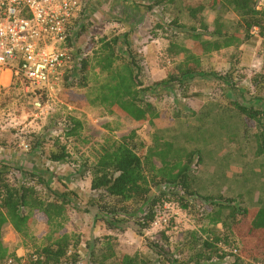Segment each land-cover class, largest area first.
I'll return each instance as SVG.
<instances>
[{"label":"trees","instance_id":"1","mask_svg":"<svg viewBox=\"0 0 264 264\" xmlns=\"http://www.w3.org/2000/svg\"><path fill=\"white\" fill-rule=\"evenodd\" d=\"M148 10L159 8L164 11L174 10L175 14L183 15L189 20L188 23H178L173 16L168 24L187 33L195 46L204 53L218 50L232 45L233 41H239V35L247 38L252 29H257L263 39L264 47V8L258 7V0H147ZM225 6L238 19L227 21L219 17L215 20L213 28H209L203 16L207 8L214 9L216 6ZM238 35V37L236 36ZM224 35V38H221ZM91 56L87 55L81 62L80 77L70 84L86 86L88 78L92 74L97 84L94 88V98H88L89 102L96 103L109 110L111 113H119L128 116L136 122L151 120L157 115V104L143 98V94L153 88L141 87L142 83L138 76H143L144 66L138 54L128 51L129 58L124 61L117 47L120 46L119 37H103L96 41ZM138 57V60L136 58ZM192 59L189 66L185 65L182 71L175 75H169L166 80L154 82L158 84L182 82V76L200 71L198 58L192 53L188 56ZM65 79H68L66 73ZM255 89L260 93L264 86V74L256 73L252 77ZM172 86V85H171ZM237 108L256 122L257 147L255 153H264V111L253 105H237ZM81 122L71 117L70 128L67 135H75ZM39 138V137H38ZM164 148H172L170 142L160 144ZM146 144L145 152L139 151V146L134 141V133L123 136L116 141L107 136L96 151L95 160L91 167L90 188L98 193L100 202L99 209L105 215V222L109 227L126 221L132 217L139 234L151 229L153 222L158 216V205L165 200L177 201L181 210L186 211L192 206L191 197L196 195L194 178L191 174L192 166H197L201 161L199 149L183 152V150H170L167 159L161 161L157 167L154 158H160L162 150ZM38 148V143L31 146L30 153ZM172 152V154H171ZM197 155V156H196ZM48 157L52 161L68 162L69 156L66 147L57 145L51 150ZM196 157V160H195ZM18 167V166H17ZM23 170V168L19 169ZM11 167L9 164L0 162V264H78L80 254L78 242L74 234H60L61 223L58 221L65 206L70 201L68 192L53 191L44 193L39 190L37 184L43 183L40 176L32 172H26L28 178L17 180L10 177ZM84 174V172H83ZM180 186L184 195H178L174 188L161 189L162 185ZM161 185V186H160ZM164 185V186H165ZM159 188L158 193L153 188ZM218 199V202L215 200ZM107 200V201H106ZM99 201L94 199L92 203ZM207 206H217L214 223H220L231 234L236 235L241 243V251L244 255L264 263V206L251 209H238L233 198H211ZM91 203V204H92ZM219 203V204H218ZM223 209L229 210L230 222L220 221ZM33 220L45 223L48 228L55 231L53 238L45 243L34 246L32 252L27 253L26 258L18 257L17 254L3 243L2 234L4 227L9 224L21 237L29 236V225ZM57 232V234H56ZM226 235H214L205 238L199 252L190 257L191 264H201L210 261L214 257L223 259L227 254L218 247L219 242L227 244ZM110 237L105 236V242L98 249L101 253L96 256L94 244L90 245V254L93 260L90 264H177L178 260L172 258L170 253V241L165 231L161 230L157 239L145 236V245L149 252L143 255L118 254L111 249ZM215 255V256H214ZM214 256V257H213ZM234 260V264L237 263ZM179 264V263H178ZM239 264V263H238Z\"/></svg>","mask_w":264,"mask_h":264},{"label":"rangeland","instance_id":"2","mask_svg":"<svg viewBox=\"0 0 264 264\" xmlns=\"http://www.w3.org/2000/svg\"><path fill=\"white\" fill-rule=\"evenodd\" d=\"M186 1L197 2V0ZM258 5L260 8H264V0H258ZM164 12L161 10L156 16L153 14L149 16V20H151L149 24H156L155 27L161 30L159 32L160 38L163 39L160 41L161 49L165 47L168 41L175 42V37H180L178 36L179 31L174 26H169L171 24H168L171 18L175 16V11L170 10L168 12L166 9ZM203 16L205 22L211 24L218 17H222L224 20H233L235 18V15L231 11H227L226 7L222 5H218L214 9L207 8L203 11ZM188 22L189 20L186 18L185 23ZM84 24H87V22ZM89 24L92 23L88 22V26L85 27V33H81L76 37V48L82 54L83 59L87 55H92L93 47H96L95 43L97 40L108 37L106 32L101 29L102 26L107 25L105 22L93 24L92 27ZM116 28L114 27V29ZM185 35L188 38L190 37L188 34ZM185 35L183 39H185ZM149 40L151 41V39ZM142 42H144L142 46L147 43L145 41ZM133 43L135 42L133 41ZM133 43L122 44L120 42L121 47H117V52L124 58V61L129 58L128 51L131 50L132 54H136V47L140 44L136 46ZM190 44L192 45V43ZM142 46H139L141 51L137 53L141 62L143 61L147 65ZM158 57L161 60L160 62H163L166 67L171 66L167 64L168 57L165 54ZM136 58L138 60L137 55ZM172 70L173 66L167 70V73ZM261 73L264 74V70ZM146 74L147 71L146 73L144 72L143 76H138L137 78L142 82L140 83L141 87L146 82L147 78L144 79ZM173 74L171 73V75ZM65 76L53 86L50 90V97L43 100L40 108L34 106L33 94L25 91L13 77L19 85H16V89L6 96L0 94V106H3L11 113V119L6 121L7 126L5 128L9 139L11 138L10 140L15 145L21 139L23 141L22 144L27 146L24 148L22 145L20 155L23 157L22 159L29 157L27 155L30 153L29 149L36 143L40 147L38 150H41L43 159H46L45 157H48L50 151L55 149L57 145L66 147L69 161L61 163L58 171L56 169L52 171L49 166L45 165L47 162L43 161L48 173H43L44 177L34 175L40 176L44 180L43 183L36 186L42 192L62 191L68 192L71 196L58 221L61 223L60 234L70 233L76 236L75 239H77L78 252L80 254L78 264H90L93 260L90 254V245L94 244L96 256L101 254L98 249L105 242L103 240L105 236L111 238L110 247L118 254H146L149 249L145 245L144 237L157 239L161 230L168 235L170 253L172 258L178 260L179 264H191L190 257L201 250L205 238L214 235L218 236L219 234L221 236L224 234L228 237V242H226L228 245H234L238 248V255L231 256L227 261L221 263H218L219 259L214 257V255V259L201 264H234L235 259L238 260L236 264H264L244 255L241 251L242 246L239 238L226 230L221 225V222L214 223L213 218H215L218 207H208L206 201L212 197L222 196L223 198H233L235 206L240 210L264 206V166H252L250 172L243 176L239 174L238 165H212L210 166L211 168L219 171L214 178L208 179L205 170L208 171L209 166L202 163L197 166L194 165L192 166L194 171L191 174L194 178L193 188L196 195L190 198L192 206L186 211L181 210L178 204V206H175V201L164 199L162 205H158L157 208V218H161L160 224L152 226L151 229H145L143 235L138 233L132 217H127L125 222L109 227L105 222L106 215L99 209L100 202H103V200L97 198L98 193L90 188L91 167L95 160L96 151L100 144L103 143L105 137L109 136L118 141L121 137L134 133V141L138 144L139 151L142 153L145 152L146 144L150 146L156 145L155 148L162 150L160 158H154L156 166L160 167L161 161L168 158L171 149L183 150V152L199 149L201 150L203 162L205 155H207L205 154L204 146L206 147L210 143L208 140L210 134L196 133L193 127L185 126V124H175L173 125L174 127H171L174 121L172 118L173 99L164 101L165 109L159 111L151 120L136 122L128 116L111 113L103 106L89 102L88 98H94V88L97 86L95 83L96 77L92 74L89 76L86 86H81L80 84L71 85L65 79ZM149 86L153 89L152 91H146L143 94V98L154 101L158 94L155 89L156 86L154 87V83ZM230 91L235 93L233 90ZM242 92L246 95L249 93L245 89ZM172 93L174 92L172 91ZM260 94L264 96V90ZM71 117L78 119L81 125L75 135L69 136L66 132L70 128ZM254 129L253 127L252 130ZM249 135L252 144L255 138H253L252 133H249ZM205 136H207V139ZM220 139L222 137H217L216 141H220ZM164 141L170 142L172 148L161 146L160 144H163ZM221 142L225 143L226 147L235 145V140L232 142L222 140ZM9 166L11 167V179L24 180L28 178L26 172H30L27 169L31 165L26 163V161L22 171L19 170L22 167H17L14 164H9ZM58 172L59 174H57ZM164 185H160L161 189ZM215 189L219 192L213 193ZM159 190L158 187L153 188L154 193H158ZM94 199L99 201L92 203ZM215 200L218 202V199ZM222 220L230 222L228 209H223L221 212L220 221ZM54 231L53 228H48L44 222L33 220L29 225V236L23 238L14 231L11 225L7 224L3 230L2 240L10 251L15 252L18 257L26 258L27 253L32 252L34 246L43 244L48 239L53 238L55 236L53 234Z\"/></svg>","mask_w":264,"mask_h":264},{"label":"crops","instance_id":"3","mask_svg":"<svg viewBox=\"0 0 264 264\" xmlns=\"http://www.w3.org/2000/svg\"><path fill=\"white\" fill-rule=\"evenodd\" d=\"M81 3L82 10L78 13L76 37L85 33L88 22L92 23L89 24L91 27L93 24L105 22L107 25L102 26L101 29L106 32L109 39L117 36L122 44H131L134 41L133 44L136 46L139 44L142 46L144 43L142 41L147 42L142 46V52H145L146 57L145 62H147V65L144 63V72L147 71L144 77L147 79L143 84L145 87L154 82L166 80L171 73L175 76L180 74L179 69L183 71L185 65L193 64L188 56L192 53L196 54L200 71L182 76V82L158 84L155 87L158 94L154 101L159 113L165 109L164 101L174 100L172 107L174 121L171 127L175 124H185V126L193 127L196 133L210 134L208 137L210 143L204 146L207 155L203 162L201 156L199 163L209 166V170H205L208 179L214 178L219 171L211 168L212 165H238L239 174L243 176L250 172L252 166H264V153L260 155L255 153L258 132L256 122L247 118L237 108L238 104H250L264 111V96L257 92L252 79L254 74L264 70L263 39L259 36L257 29H252L245 39L239 35L240 40L233 41L232 45L204 53L201 48L195 46L191 37L188 38L185 35L187 33L175 27L180 37H175V42L168 41L161 49L160 41L163 40L160 38L161 30L155 27L156 24H149L151 21L149 16L152 14L156 16L161 9L155 7L148 10L147 0H81ZM183 14L176 12L178 23H185L186 16ZM222 19L219 17V22H222ZM233 19L238 18L235 15ZM86 22L87 24H84ZM206 24L209 28H213L215 21L213 24L209 22ZM114 27L117 28L114 29ZM184 35L185 39H183ZM223 36L221 35V38H224ZM236 36L238 37L237 34ZM139 46L136 47L137 52L141 51ZM164 54L168 57L166 62L171 65L169 67L160 62L158 57ZM172 66L173 70L167 73ZM16 85L19 84L13 79V72L0 67V94L8 95L16 89ZM244 89L249 91L247 95L242 92ZM230 90L235 93H231ZM263 90L264 86L261 91ZM10 115L7 109L0 106V162L23 168L26 161L31 165L27 170L42 177H44L43 173H48L43 161L47 162L45 165L52 171L54 169L58 171L63 162L52 161L49 157L43 159L41 150H38L40 147L27 154L29 157L22 159L20 155L23 141L20 139L15 145L5 130L6 121L11 119ZM253 127L254 130H252ZM249 133H252L255 138L252 144ZM217 137L222 139L216 141ZM205 138L207 139V136ZM222 140L226 142L235 140V145L226 147ZM216 192L219 191L213 190V193Z\"/></svg>","mask_w":264,"mask_h":264},{"label":"built area","instance_id":"4","mask_svg":"<svg viewBox=\"0 0 264 264\" xmlns=\"http://www.w3.org/2000/svg\"><path fill=\"white\" fill-rule=\"evenodd\" d=\"M81 4V0H0V67L10 69L24 90L33 94L36 108L42 107L66 73L68 82L80 77L83 56L76 48V27ZM169 188L184 195L180 186L163 187ZM218 247L227 254L218 263L238 255L234 245L219 242Z\"/></svg>","mask_w":264,"mask_h":264}]
</instances>
